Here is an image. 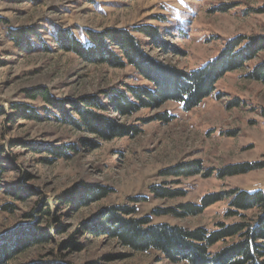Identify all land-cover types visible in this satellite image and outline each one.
Masks as SVG:
<instances>
[{"label":"rangeland","instance_id":"obj_1","mask_svg":"<svg viewBox=\"0 0 264 264\" xmlns=\"http://www.w3.org/2000/svg\"><path fill=\"white\" fill-rule=\"evenodd\" d=\"M144 25L166 33L169 49L154 50L145 37L134 33L146 51L164 65L190 72L218 57L233 39L263 37L264 0H0V151L4 150L0 239L27 225L48 239L24 248L10 264H187L172 262L154 250L135 252L118 240L87 231L99 213L115 206L135 204L137 218L150 216L153 224L209 232L258 215L255 210L231 213L236 209L230 207L228 196L197 216L169 212H181L187 204L199 206L208 195L264 191V169L219 175L230 166L264 165V83L248 78L264 62V51L243 69L226 74L214 94L190 111L183 103L168 102L126 117L110 107L105 116L138 128L131 137L101 141L64 124L42 99H29L26 91L39 87L57 99L81 104L85 96L104 101L113 91L148 86L132 66L92 63L59 50L52 41L60 28L84 41L87 30H133ZM22 28L41 35L28 51L8 36L9 30ZM17 104L29 106L40 120L20 115L14 109ZM162 114L172 117L171 122L162 121ZM86 140L95 144L91 147ZM68 145L79 150L69 158L46 151L50 147L64 151ZM197 162L204 175L165 174ZM81 185L107 188L110 194L96 203L61 206V198ZM152 186L183 195L157 198ZM70 240L82 248L67 247ZM235 241L220 242L211 252Z\"/></svg>","mask_w":264,"mask_h":264},{"label":"trees","instance_id":"obj_2","mask_svg":"<svg viewBox=\"0 0 264 264\" xmlns=\"http://www.w3.org/2000/svg\"><path fill=\"white\" fill-rule=\"evenodd\" d=\"M139 33L147 39L148 45L154 50H169L166 33L160 28L151 25L129 29H106L100 32L87 30L84 41L79 40L70 29H57L52 35L53 44L61 51L74 53L80 58L92 63L107 64L113 68L122 69L132 66L136 73L148 86H128L126 90L113 91L105 100L96 96H85L82 102H68L60 100L39 87L27 90L29 99H42L54 109L58 117L69 127L78 129L101 141L131 137L138 133V128L127 127L109 119L105 114L110 107L126 117L136 114L140 109H157L168 102L183 103L187 111L197 108L215 92V85L228 73L243 69L249 62L254 61L264 51V36L253 38H240L231 40L223 51L215 59L209 61L201 68L183 72L175 66L164 65L157 61L140 40L134 36ZM8 36L21 49L25 51L33 48L34 41L41 38L39 32L30 28L9 30ZM45 45V44H44ZM175 53V51H172ZM248 78L264 83V62L259 63L248 74ZM17 112L26 119L40 118L26 104L14 106ZM68 109H73L68 110ZM72 112V113H70ZM73 115V116H72ZM264 116V111H263ZM159 118L164 122H171L172 117L162 114ZM82 142H85L84 140ZM92 147L95 143L86 140ZM57 158H69L70 154L79 150L74 145H68L64 151L60 148L50 147L46 150ZM4 150L0 151V195L4 192L1 175L3 166L1 158ZM49 162V161H48ZM259 169L264 165H235L222 169L220 177L244 175ZM172 177H195L203 174L202 165L181 164L166 173ZM157 198H169L175 195L168 189L160 186L151 187ZM73 191V190H72ZM69 191L60 200V205L83 206L86 203H96L105 199L110 190L98 186L81 185L77 192ZM230 198V207L237 211H257L258 215L248 222L223 227L220 230L209 232L204 228L186 229L169 224H153L150 216L137 218L135 204L115 206L99 213V217L86 226L87 231L95 235L108 236L123 247L130 248L135 252L145 253L158 251L172 262H185L187 264H264V191L257 190L252 193L247 191H232L205 196L201 205L187 204L181 206V212L170 210L180 216H197L208 207ZM134 203H139L134 202ZM44 214H49V209ZM155 210L154 213H158ZM230 213V214H231ZM60 231L63 228L58 227ZM18 233L8 238L0 239V264L10 262L24 248L45 244L48 239L39 233L34 226L27 225ZM237 241L225 246L221 250L212 253L211 248L227 239ZM67 247L80 250L78 243L70 240ZM60 264V263H50ZM62 264V263H61ZM96 264V263H93Z\"/></svg>","mask_w":264,"mask_h":264}]
</instances>
